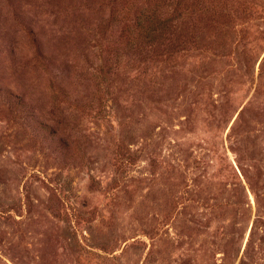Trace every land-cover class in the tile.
Segmentation results:
<instances>
[{
    "label": "rangeland",
    "instance_id": "obj_1",
    "mask_svg": "<svg viewBox=\"0 0 264 264\" xmlns=\"http://www.w3.org/2000/svg\"><path fill=\"white\" fill-rule=\"evenodd\" d=\"M0 264H264V0H0Z\"/></svg>",
    "mask_w": 264,
    "mask_h": 264
},
{
    "label": "trees",
    "instance_id": "obj_2",
    "mask_svg": "<svg viewBox=\"0 0 264 264\" xmlns=\"http://www.w3.org/2000/svg\"><path fill=\"white\" fill-rule=\"evenodd\" d=\"M144 21H146V20L144 19ZM140 23H142V22H140ZM163 25L164 24L162 23L161 20H159V19L157 20L154 17V18H150V21L148 23L142 24V30H145L146 34L150 36V35H153V33L156 32L158 28L163 29ZM158 26H160V27H158Z\"/></svg>",
    "mask_w": 264,
    "mask_h": 264
}]
</instances>
